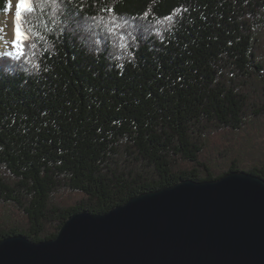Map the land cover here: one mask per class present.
I'll return each instance as SVG.
<instances>
[{
    "label": "trees",
    "instance_id": "16d2710c",
    "mask_svg": "<svg viewBox=\"0 0 264 264\" xmlns=\"http://www.w3.org/2000/svg\"><path fill=\"white\" fill-rule=\"evenodd\" d=\"M31 2L23 54H0V241L186 179L264 178V0Z\"/></svg>",
    "mask_w": 264,
    "mask_h": 264
},
{
    "label": "water",
    "instance_id": "95a60500",
    "mask_svg": "<svg viewBox=\"0 0 264 264\" xmlns=\"http://www.w3.org/2000/svg\"><path fill=\"white\" fill-rule=\"evenodd\" d=\"M0 264H264V178L186 179L78 212L53 239H2Z\"/></svg>",
    "mask_w": 264,
    "mask_h": 264
},
{
    "label": "rangeland",
    "instance_id": "374dc122",
    "mask_svg": "<svg viewBox=\"0 0 264 264\" xmlns=\"http://www.w3.org/2000/svg\"><path fill=\"white\" fill-rule=\"evenodd\" d=\"M18 8L19 0H10L8 9L6 11H0V54L17 53L16 48L13 47V39L9 35V29L11 15L14 13L16 16Z\"/></svg>",
    "mask_w": 264,
    "mask_h": 264
},
{
    "label": "snow or ice",
    "instance_id": "6c2138e0",
    "mask_svg": "<svg viewBox=\"0 0 264 264\" xmlns=\"http://www.w3.org/2000/svg\"><path fill=\"white\" fill-rule=\"evenodd\" d=\"M19 8L23 11L28 12V13H31L34 11V8L32 7L31 0H19ZM16 16H17V21H18L16 29H15V37L16 38L12 43H13V47L16 48V50H17V54L22 55L23 54V52H22L23 45L20 42L22 40L28 39V37H27L26 33L22 30V25L19 23V21L21 20V12L17 11Z\"/></svg>",
    "mask_w": 264,
    "mask_h": 264
},
{
    "label": "bare ground",
    "instance_id": "6f19581e",
    "mask_svg": "<svg viewBox=\"0 0 264 264\" xmlns=\"http://www.w3.org/2000/svg\"><path fill=\"white\" fill-rule=\"evenodd\" d=\"M17 19L16 16L14 15V13H12L11 18H10V29H9V35L10 37L13 39V41L15 40V29L17 26Z\"/></svg>",
    "mask_w": 264,
    "mask_h": 264
}]
</instances>
